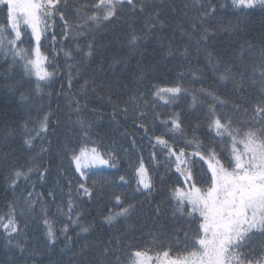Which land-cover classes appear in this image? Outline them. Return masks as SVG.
I'll return each mask as SVG.
<instances>
[{
	"label": "snow or ice",
	"instance_id": "snow-or-ice-1",
	"mask_svg": "<svg viewBox=\"0 0 264 264\" xmlns=\"http://www.w3.org/2000/svg\"><path fill=\"white\" fill-rule=\"evenodd\" d=\"M231 6L248 14L257 9L264 14V0H231ZM67 8L68 0H0V14L3 15V19H0V56L9 63L10 68L19 66L25 76L36 77L37 94L43 90L41 82L47 85L55 76V72L48 71L45 65L54 67L58 53L53 51L50 61L49 56L41 49V42L46 41L55 48L57 19L62 25L61 38L67 39L71 35L73 40L101 26L117 24L125 10L132 16L143 18L146 35H155L158 31L173 27L166 19L165 0H92L91 3L81 4L73 9L76 18L74 23H70L66 17L64 9ZM191 9H197L198 15L189 18L187 27L181 23H175L174 27V31L179 32L186 40L183 49L177 48L176 51L189 65L187 75L194 82H203L207 74L217 86L230 85L242 102L250 88L258 89L259 98L251 105L252 114L249 116L247 106L242 107L241 103L231 102L220 95L218 87L202 86L195 89L185 86L181 83L185 77L183 72L173 86L153 85L151 100L145 99L143 95L129 97L128 104L137 112L138 117L146 120L149 110H152L154 120L159 121L163 128L159 135L149 137L154 149L150 157L154 164L159 163L155 151L159 149L166 171L178 174V183L169 189V200L174 201L173 216L184 218L189 226L195 224L196 227L192 231L183 228L174 231L172 236L175 247L161 245L158 250H133L129 246L127 254H124L119 241H108L101 248L95 264H264V44L259 49L258 59L247 66L242 62L244 45H241L240 62L214 54L209 48L216 40L218 31L235 33L238 30L232 26L220 30L211 28L206 23L216 12L215 6L211 4L205 7L200 0H189L184 4L182 15L188 18ZM146 35L132 30L128 43L133 48H138ZM26 36L29 38L28 47L24 46ZM171 43L170 41L169 54ZM245 43L248 51L256 50L250 42ZM86 48L84 57H92L95 51L93 43L88 42ZM60 51L66 58H73L72 52L65 50L63 46ZM76 51H80L79 46ZM201 56L205 60L204 66L193 69L190 66L192 58L196 57L199 61ZM67 67L68 85L71 88L72 70L75 67L78 75L79 67L71 64ZM185 97L191 98L192 115L203 111V127L210 138L207 143L196 134L201 128L200 123L187 125L180 112L170 113L167 119H161V114L155 111L157 104L161 103L165 106H179L180 100ZM21 99L26 97L21 94ZM244 103L247 105L248 102ZM76 105V110L79 111L78 101ZM229 105L234 115L220 111ZM121 111L127 114L129 109L124 107ZM50 116L51 113H45L32 128H29L28 121L21 126L24 145L28 150L36 151L37 155L32 157L29 166L11 169V176L6 179L12 189L17 187L21 179L28 180L35 174L38 179L43 180L48 173V168L41 167L36 160L49 153V148L44 147V143L50 144L46 137L55 132L53 128L50 133ZM81 126L85 127L83 123ZM139 127L148 134L147 124L140 123ZM84 136H88L87 131ZM89 144L93 146L89 147ZM178 144L183 146H177ZM69 159L74 165V171L79 174V183L74 190L76 199L86 197L91 200L94 195L102 198L105 185L96 180L89 185V172L92 175H103L104 168H117L116 155L99 150L96 141L86 139L79 149L72 151ZM93 169L97 171H92ZM135 177L136 190L151 195L154 184L142 157L135 168ZM119 181L127 184L123 175L119 176ZM68 188L66 194L63 189L59 193L53 189L48 192V198L54 203L57 195L66 196L64 207L67 210L64 211V208L57 205V211L65 215L69 222L78 223V214L75 220L72 219L76 205L73 203L71 181H68ZM112 199L117 210L110 209L103 218V222L109 225L122 217H129L136 208L132 203L125 204L118 194H114ZM37 204L41 205L47 242L55 249L57 231L54 220L48 217L44 207L43 193H35L34 188L28 191L25 207L20 210V214L27 212L31 215ZM156 211L159 215V206ZM91 227L81 225L80 231L87 233ZM0 228L6 234V247L23 253L24 248L19 239L13 244V239L22 232L14 204H10L8 212L0 216ZM60 233L65 240L71 241L67 234V224L60 229ZM155 240L154 236L153 243ZM65 247L68 248L69 245L66 244ZM9 264L14 262L10 261ZM52 264H59V261L53 260Z\"/></svg>",
	"mask_w": 264,
	"mask_h": 264
},
{
	"label": "trees",
	"instance_id": "trees-1",
	"mask_svg": "<svg viewBox=\"0 0 264 264\" xmlns=\"http://www.w3.org/2000/svg\"><path fill=\"white\" fill-rule=\"evenodd\" d=\"M91 3L92 0H83ZM189 0H165L164 12L167 22L173 27L164 31H158L155 35H146L144 32L143 18L132 16L128 10L121 15V21L107 27L101 26L83 36L72 39L61 38L62 25L56 26V46L53 49L50 43L41 42L42 51L52 60V52L58 53L54 61V67L45 65L48 71H54L55 76L47 85L42 84V92L37 94L32 83L22 85L19 72L23 70L16 66L10 68L2 56H0V215L8 212L10 204L4 189V183L9 185L6 178L11 176L12 168L27 167L36 156V151L28 150L23 143L22 125L28 121L29 128L35 126L45 113H51L49 129H55L54 134L46 137L49 143L44 147L49 148V153L37 157L36 163L41 167H47L48 173L43 180L33 174L28 180L21 179L15 189L9 192L20 194V204H14L17 210V220L22 229L21 234L13 239V244L19 239L22 242L24 252L14 248L6 247L5 233L0 228V264H52L53 260L59 264H95L99 259L101 248L108 241L120 242L124 254H127L129 246L133 250L153 248L158 250L161 245H172L175 247L172 233L183 228L195 230L196 225L189 224L184 218L173 216L174 201L169 200V189L178 183V174L166 171L164 158L159 149L156 151L154 164L150 154L154 150L150 144L149 137L159 135L163 128L159 121L154 120L152 110H149L148 118L138 117L137 112L128 104L132 95H143L145 99L151 100L152 90L147 85H158L161 87L173 86L179 79L180 73H185L181 83L190 88L218 87L219 94L231 102L241 103L248 107V115L251 116V105L256 102L253 98L252 88L244 97L245 105L240 96L232 87L217 86L210 76L206 74L203 82H194L187 75L189 65L176 51L186 45V40L179 32L174 31L175 23L184 24L187 27L189 18L198 15L197 9L189 10V17L182 15L184 4ZM207 7L209 4L215 6L216 12L206 21L214 30H220L232 26L238 31L226 33L218 31L217 38L209 48L214 54L227 58L236 59L240 62V54L243 49V64L250 65L259 57V49L264 44V14L259 9L248 14L229 5L226 0H200ZM69 8L64 9L68 17L73 16L74 0H68ZM172 9H175L173 11ZM0 19L3 15L0 14ZM70 22V21H69ZM132 30L146 35V39L133 48L128 43V36ZM92 42L95 48L93 56L85 58L83 53L87 51L86 44ZM171 43V54L169 47ZM255 46V51L247 50V43ZM34 44V43H33ZM25 47L30 46L25 43ZM72 52V59H68L60 51V47ZM77 46L80 51L77 52ZM204 57L199 61L196 57L191 60L194 69L203 67ZM79 67L76 74L75 67L72 70V84L69 88V68L67 65ZM27 77V76H26ZM142 77V78H141ZM87 82V83H85ZM23 94L26 99H21ZM79 102V111L76 110V102ZM191 98L185 97L180 100L179 106H165L157 104L156 112L161 114V119H167L173 112L185 111V122L187 125L200 123L201 128L197 135L207 143L209 136L203 127L205 118L203 111H197L192 115L190 108ZM128 107L127 114L121 111ZM219 110V109H218ZM228 115H234L231 105L220 110ZM234 118H236L234 116ZM85 127H82L81 124ZM145 123L149 127L146 135L139 127ZM87 131L88 136H84ZM191 133H189V136ZM96 141V146L103 152H113L118 159L115 169L104 168L103 175H92L89 172L88 184L93 180L104 184L102 198L86 197L76 199L75 187L79 183V175L74 171V165L69 157L74 149H79L85 140ZM93 145L89 144V147ZM177 146H183L178 144ZM39 148V142L36 145ZM6 157V158H5ZM142 157L151 173L154 190L151 195L137 191L135 168L138 160ZM97 171V170H92ZM125 176L127 184H121L119 176ZM68 181H71L73 189L74 209L73 220L76 215L80 216L78 223H71L67 217L57 211V205L64 207L66 196L57 195L53 203L48 198V192L55 189L59 193L63 189L66 194L69 191ZM35 189V193H43L44 207L48 217L54 220L57 231V244L55 249L47 242L46 230L42 223L40 204L36 205L34 212L29 215L20 210L25 207L27 192ZM118 194L125 204L136 205L134 212L127 218H120L113 224H105L103 218L109 210H117L112 196ZM157 206L160 208L157 215ZM6 207V208H5ZM5 213V214H6ZM4 214V215H5ZM65 224L68 225V236L71 241L65 240L60 233ZM81 225H91L90 231H80ZM156 237L155 243L153 238ZM181 239H183L181 237ZM69 247L66 248L65 245ZM63 249V251H61Z\"/></svg>",
	"mask_w": 264,
	"mask_h": 264
},
{
	"label": "bare ground",
	"instance_id": "bare-ground-1",
	"mask_svg": "<svg viewBox=\"0 0 264 264\" xmlns=\"http://www.w3.org/2000/svg\"><path fill=\"white\" fill-rule=\"evenodd\" d=\"M227 2H229V5L231 6V0H226ZM74 3H75V5H74V8L76 7V6H78V5H81V4H85V2L83 1V0H74ZM232 7V6H231ZM66 17L68 18V20L70 21V23H74L75 22V16L73 15V16H71V17H68L67 15H66ZM57 25H59V26H61V22L57 19V22H56V26ZM60 30H62V28H60L59 29V31ZM57 32H58V30H57ZM56 32V33H57ZM91 34H93V32H90V35ZM28 37L26 36L25 37V43H27L28 44ZM32 43H34V41L32 42ZM193 69H194V66L193 65H190ZM19 79H20V82H21V84L22 85H28L29 84V82H31L32 83V85H33V87L35 88V84H36V82H37V80H36V77L33 75V76H31V77H26L24 74H23V72L22 71H20L19 72ZM42 83V82H41ZM148 86V88L149 89H151L152 90V85H147ZM187 87H189V85H187ZM252 90L253 91H255V89L254 88H252ZM254 97V99L257 101L258 100V98H259V95L258 94H255L254 93V95H253ZM248 105L251 107V104L250 103H248ZM181 114H182V116L183 117H185V111H182V112H180ZM4 189H5V191H6V194H7V199H8V201L9 202H11V203H14V204H17V205H19L20 204V194L19 193H13V192H9V190H12V188L11 187H9V185H7L6 183H4ZM6 208V207H5ZM6 213V212H5ZM4 213V214H5ZM4 214H1L0 216H3Z\"/></svg>",
	"mask_w": 264,
	"mask_h": 264
}]
</instances>
